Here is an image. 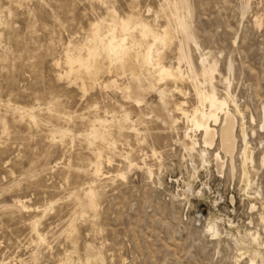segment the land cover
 Listing matches in <instances>:
<instances>
[{
	"label": "rangeland",
	"instance_id": "obj_1",
	"mask_svg": "<svg viewBox=\"0 0 264 264\" xmlns=\"http://www.w3.org/2000/svg\"><path fill=\"white\" fill-rule=\"evenodd\" d=\"M132 12L167 26L162 61L182 58L185 78L104 65L85 91L86 76L64 74L67 47L79 51L94 22L106 31ZM134 33L142 49L152 43ZM205 58L214 80L201 75ZM198 85L229 91L242 110L227 97L233 160L201 130L186 149L191 125L176 104L200 106ZM263 158L264 0H0V264H264Z\"/></svg>",
	"mask_w": 264,
	"mask_h": 264
},
{
	"label": "bare ground",
	"instance_id": "obj_2",
	"mask_svg": "<svg viewBox=\"0 0 264 264\" xmlns=\"http://www.w3.org/2000/svg\"><path fill=\"white\" fill-rule=\"evenodd\" d=\"M136 30L140 31L143 39L147 37L151 38L152 43H148L147 47L142 49L141 44L138 43L140 42V40H135L136 33L134 32ZM171 39L172 33H170L167 26L162 28V30L156 29L152 26V24H150V22L141 19L137 14L135 15L133 12L124 16L114 15V17L110 19L106 31L103 30L102 25L99 23V21L96 23L94 22L91 25L90 33L87 35L86 41L79 51L72 52L71 47H67L65 54L66 71L64 74L68 77L72 76L71 79H73L74 81H76V77L81 78L82 75L86 76V78H88L89 80V83L84 81V79L82 78V88L85 91L87 90L88 85L95 84V82L98 80L100 72H102L105 68L104 65H108V69L110 70V72L114 71L116 74L123 75L126 72L136 74L137 66L140 65L141 67L142 65H145L155 72L156 76L159 79L158 81L163 82L165 80H182L183 78H185V72L182 70L180 65L182 58L178 59L177 66H174L172 64L166 65L162 61L161 52H159L158 46L161 45L163 47L167 45ZM83 50H85V53L83 52ZM58 62H56V64H58ZM217 67L218 66L214 62V60L213 62H210L207 60V58H205L204 60H202L201 75L214 80L215 73L218 71ZM225 80L227 82L228 78H226ZM114 84H116L115 86H117L118 88L120 87L119 85H117V83L114 82ZM201 86L202 85H198L197 87V91L201 100L200 106H196L191 110H188L184 108L186 101H182L180 102V104L178 103L179 106H177L176 104V107H178L177 110L179 109V111L182 112V114L187 118V121L191 125V128L188 129L190 131H186L185 133V138L186 140H188V142H186V149L190 150L191 152L197 151V147L200 142L195 137V135H192L191 132L201 130L203 131L202 143L205 146H212L216 138H219L221 151L226 156H230L233 160V155L237 144L236 128L238 121L236 119L235 113H233L228 106L227 97L230 98L238 114H241L242 110L238 106L235 97L232 96L229 91L226 92L227 97H220L216 92L205 90ZM178 87L179 86H176V89L181 91V89H179ZM123 89L128 94H131L133 92L130 83L124 85ZM139 94L140 93H138L137 95V101L142 102L143 97H140ZM206 104L208 106L207 108L203 106ZM220 112L223 113L222 116H220ZM212 122H214V124H212ZM215 126H219V129H217V127ZM241 136L245 144V148L242 153V157L244 159V174L247 181L250 182L251 180L249 178V172L245 164L248 162V160L252 159V157L250 154L251 151L249 141L247 139L248 135L243 128L241 129ZM200 155L204 157L203 150ZM215 159L218 165H221L223 163L221 152L215 155ZM98 166L101 165L98 164ZM99 168L96 169V172L94 171V175L95 173H101ZM232 168L234 170L233 163ZM122 176L124 177L125 175L122 174ZM94 179L95 178H93V180ZM89 188H91V186ZM89 192H91V189ZM23 206L26 207L25 204ZM251 237L253 242H259L260 236L258 233L252 234ZM242 254L244 253L242 252L240 255ZM249 264H256V256H252L250 258Z\"/></svg>",
	"mask_w": 264,
	"mask_h": 264
}]
</instances>
